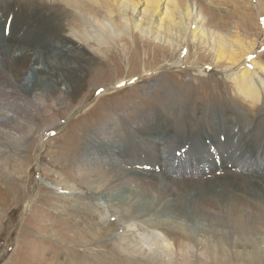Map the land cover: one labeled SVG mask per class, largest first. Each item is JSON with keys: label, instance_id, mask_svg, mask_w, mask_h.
I'll use <instances>...</instances> for the list:
<instances>
[{"label": "rangeland", "instance_id": "rangeland-1", "mask_svg": "<svg viewBox=\"0 0 264 264\" xmlns=\"http://www.w3.org/2000/svg\"><path fill=\"white\" fill-rule=\"evenodd\" d=\"M98 1L96 0V4L100 3L103 10L101 15L84 16L78 11L76 14L81 19L95 17L100 23L106 24L103 19L104 14H107L108 0ZM175 2L179 5L175 7L178 14L189 5L191 14L197 16L199 25L202 24L204 30H208V40L204 39L206 35L202 42L200 39L198 42L191 39L194 25L190 26L189 31H172L166 36L154 31L156 35L151 37L149 33L139 32L135 25H128L124 21L122 25L123 22L120 21L121 25L112 26V32L107 38L102 34L99 42L81 48L80 57L87 66L83 68L82 74L77 75L78 80L70 86L69 94L54 93L50 97L52 89L46 84L45 93L48 94L39 95L36 92L29 97L17 96L14 99L0 95V107L7 108L9 116L15 114L8 122L0 119V264H68L64 260L86 261V264H264V220L262 228L248 230L246 235L231 238L225 233L228 232L226 229L209 227L205 221L195 220L189 224L183 218L168 215L165 211L138 218L133 215L135 212L131 208L124 205L122 199L118 208L109 205L110 210L105 209L103 204L101 206V203L97 207V202L88 199L93 197L95 185H107L106 179L101 175L94 176L93 171L107 173L106 167L136 169L138 164L132 166L133 163L127 161V154L130 155L129 152H133L134 147L142 151L139 159L143 160L138 163L143 167H150L154 162L150 158L153 155L157 157L160 153L159 145H154L156 152H152L150 147L153 144L145 143L141 148L139 143L147 137L160 136L159 132L143 127L142 131L128 139L121 135L124 122L130 123L126 127L131 130L142 117L145 121H151V118L158 116L159 109L164 108L163 111L170 110L173 114L168 128L175 140L174 128L179 124L183 125L181 129L188 127L182 136L184 138L177 140L175 147L201 131L208 140L202 147L208 149L211 146L214 148L215 143L220 140L215 132L209 135L214 128V123L209 119L210 112L217 113L216 117L225 123L223 129L227 128L225 133L220 134L224 141L217 144L218 150L215 149L219 165L226 158L229 141L240 136L238 132L243 130L250 134L257 127L264 128V84H261L264 75L254 73L256 79L251 84L257 83L258 93H261L258 94L259 97L255 96V91L252 93L254 96L251 103L257 104L250 108L236 91L231 61L227 56L222 59L215 56L217 34L233 42L237 40L239 32L247 30V42L257 39L250 52L253 58L249 56L245 60V55L243 60L239 58L244 54L243 51H238L237 58L246 62V65L253 60V64L264 66V0ZM10 6L12 8L14 5ZM41 12L48 14L55 25H60L61 19L66 35L72 29L75 32L84 30V25H75L73 28L67 26L72 24L63 16L70 11L60 3L49 9L45 7ZM181 16L183 19V15ZM133 17L137 23L140 14ZM111 18L113 22H119L115 13ZM178 21L177 17L176 23ZM180 24L182 25L181 22ZM20 27L21 25H15L16 30ZM40 28L44 29L46 26ZM13 30L14 27H11L10 31ZM68 39L71 40L70 37ZM36 40L42 39L36 37ZM38 48L49 50V53H54L55 50L44 41L38 43ZM223 48L228 49L227 45ZM51 55L46 60L48 70L54 68ZM53 55L58 59L56 53ZM62 62L64 61L60 58V63ZM253 64L250 65L251 68ZM234 72L237 71L234 69ZM41 82L45 83V80ZM6 89L4 87L5 91ZM160 116L161 114L158 117ZM197 119L205 124L197 125ZM103 121L111 125L102 127ZM145 121H140L139 124H144ZM109 127L110 133L107 134L105 130ZM201 127L203 128L199 130ZM101 128L103 134H98L97 131ZM197 130L199 131L195 133ZM227 130L232 132L230 137ZM92 134L96 136L91 138ZM259 137L264 139V132ZM249 138L250 136L248 141ZM167 142L163 148L167 146ZM126 143L128 147L124 153ZM116 144H119V150L113 151L111 147ZM90 145L94 146V156L88 154L87 148ZM84 156H90V160L86 161ZM131 158L134 160L135 156ZM184 163L188 164L191 174L187 172L182 178L175 177L178 178V183L188 181L195 173H199L198 178H202L204 173L208 175L218 170L214 162L185 154L178 157L176 170ZM95 208L98 209L94 210ZM101 211H105L104 220L98 215ZM167 217L177 221L179 227L193 237L189 242H184L188 243L186 247L181 248L186 257L178 256L168 261L159 255H152L150 246L143 237L145 234H139L145 231H135L148 229V222L158 224ZM132 218L138 220L134 227L135 220L128 221ZM127 223L131 229L128 234H131L128 237H118ZM117 226L120 227L118 231ZM202 235H210L211 244L215 235L223 237V241L251 239L249 246L252 245V250L246 254L240 249L232 248L225 241L227 244L223 246V250L209 257L198 245ZM255 242L259 244L258 248ZM150 255L156 256V261Z\"/></svg>", "mask_w": 264, "mask_h": 264}, {"label": "bare ground", "instance_id": "bare-ground-1", "mask_svg": "<svg viewBox=\"0 0 264 264\" xmlns=\"http://www.w3.org/2000/svg\"><path fill=\"white\" fill-rule=\"evenodd\" d=\"M57 3H60V5L70 11L63 16L69 24H72L67 26L73 28L75 25H84L83 32H75L72 29L71 31L73 32L70 31V34L66 35L61 19L60 25H55L48 14L41 12L45 7L49 9ZM96 3V0H0V34L3 33L8 17H11L10 30L11 27H14V30L10 31L9 36H5L3 33L2 37H0V95L14 99L17 96L29 97L36 92H39V95H42V93L48 94L45 93L46 84L50 85L52 89L49 92L50 97H53L54 93H58L59 95L69 94L71 92L69 91L70 86L78 80L77 75L82 74L83 68L87 66V63L80 57L81 48L84 46L90 47V45L99 42V39H102V34L107 38L112 32V26L121 25L123 21L128 23V25H135L134 27L140 30L139 32L151 34V37L155 32L165 35L177 30L189 31L190 26L194 25L190 34L191 39L197 42L199 39L201 42L204 39L208 40V30H204L202 24L199 25L197 16L191 14L189 5L184 7V10H181V13L178 14L175 11V7L179 5H177L178 2L176 3L175 0H108L107 14H104L103 19V21H106V24L100 23L95 17L91 19L82 17L83 19H81L76 14L78 11L84 16L101 15L103 10L100 3L98 5ZM10 4H13L14 8H11ZM194 5H196L195 2ZM114 13L119 18V22L117 23L113 22L114 20L111 18ZM137 14H140V18L136 23L133 15ZM181 15H183L184 20ZM177 17L182 25L179 21L176 23ZM15 25H21V27L16 30ZM40 26H46V28L41 29ZM235 31L234 29V34H236ZM205 35L206 37L204 38ZM36 37L42 40L35 41ZM247 38V30L239 32L237 40L233 42L217 34L215 56L217 59L227 56L231 61V65L233 66L232 74L235 76L237 84L236 91L243 98L245 104L252 108L257 104L256 102L251 103L254 96H252V93L255 91V96L259 97L258 94L261 91L258 93L257 83L251 84V81L256 79L254 76L256 72L257 74L264 75V66L253 64V60H250L249 65H246V62L242 61L244 55L245 60L249 56L251 59L253 58L250 52H252L257 43V39L247 42ZM42 41L48 44L49 47L55 48L54 53H49V50L39 49L38 43ZM224 45H227L228 49H224ZM238 51H243L244 53L239 56L242 60L237 58ZM55 53L58 59L53 55ZM49 54H52L50 59L54 62V68L50 70L46 68V60ZM60 58L64 62L60 63ZM252 64L253 68L250 67ZM234 69L237 72H234ZM43 79L45 83L41 82ZM261 84H264V81ZM4 87H7L8 90L6 89L5 91ZM6 109L3 106L0 107V113L4 114L0 115V119L1 121L8 122L10 118L15 117V114L12 113L9 116L8 113L10 111L6 112ZM163 110L164 108H160V113L157 115L161 114V116L151 118V121H145V118L142 117L131 130H128L126 127L130 123L124 122L123 124L124 131L121 135L128 139L133 134L142 131L143 127L149 131L160 133L158 137H147L139 141L141 148L144 147L145 143L153 144L150 147L152 152H156L154 145L161 147L159 155L157 157L153 155L150 158L154 160L150 166L151 170L145 172L139 169V166L143 167L142 164L138 163L139 161L142 163L143 158L139 159V156L142 157V151L134 147L133 152L129 153L132 157L135 156V158L132 160L131 156L127 154V161L133 163L132 166L138 164L137 168L132 167L131 169L133 170H125L106 167L105 171L107 173L93 171L94 176L101 175L104 177L107 185L102 186L101 183L95 185L92 193L93 197L88 199L97 202V207L101 203V206L104 205L107 210H110L109 205L118 208L122 199L125 202L124 205L131 208L135 212L133 215L138 218H142L143 216L148 217L151 214L165 211L168 215L183 218L189 224L194 223L195 220L205 221L209 227L215 226L226 229L228 232L225 233L229 234L230 237H240V234L246 235L248 230L262 228L261 223L264 220V139L259 136L263 134L264 128L257 127L250 134L243 130L242 132H238L240 136H235L228 143L227 155L224 160L222 159V165H215L218 170L208 175L204 173L202 178H198L199 173H195V176L188 181L178 183L176 180L189 172V166L185 163L181 167H177L176 170L178 157L175 156V153L180 152L181 149L187 147L183 153L185 155H191L194 158L199 156V159L214 162L215 164L216 162L210 160L212 155L208 152L209 148L202 147L208 140L201 131L196 135H191L188 139H184L182 143L175 147L176 141L184 138L182 136L186 133L188 127L184 126L181 129L183 125H177L174 128V134L177 139L175 140L168 128L170 126V116L173 114L170 110ZM211 112L209 119L211 123H214V128L209 135L215 132L221 136L222 133H225V129H227H223L222 127L225 123L216 117L217 113ZM140 121H145V123L139 124ZM195 123L199 126L205 124L201 119H197ZM101 125L102 127H108L111 123L103 121ZM109 129L110 127L105 130L107 134L110 133ZM227 131L230 137L232 132L230 130ZM97 133L103 134V129L101 128ZM95 136V134H92L91 138ZM166 141H168L167 146L163 148ZM203 141L204 144L202 143ZM219 142H216L214 145L216 150H218L217 144ZM128 143L123 147L124 153H126L125 148L128 147ZM111 148L113 151H118L119 144ZM87 151L91 156L96 155L94 146L92 145L87 148ZM88 157H85L86 161L90 160ZM81 160H83L82 155ZM156 168L159 170L158 172H156ZM97 209L95 208L94 210ZM98 215L103 219L105 211L99 212ZM171 219L167 217L163 222H159L158 224H149L148 222V229L145 230L134 228L138 233L145 231V233L139 234H145V236H142L150 246L152 255H159L162 259H167L168 261H172L178 256L180 258L186 257L181 248L188 244L184 242H189L193 238L181 226L179 227L177 221L174 222ZM131 220L136 221H133V227L137 225L138 220L136 218L129 219L128 221ZM124 225L118 237H128L131 234H128L131 231L130 225L128 223ZM102 229L105 230L104 228ZM202 231L206 232L205 230ZM201 238L203 240H198V245L209 257L223 250V246L227 244L225 241L232 248L240 249L239 251L246 254H249L250 250H252V245L249 246L252 243L250 242L251 239L248 241H235L231 239L223 241V237L215 235L213 237V244H211L210 238L212 237L210 235H207V237L202 235ZM129 239L131 240L130 237ZM255 243L258 248L259 244ZM137 254L140 253L138 252ZM151 257L156 261V256ZM76 261L69 262L68 260H64V263L86 264V261Z\"/></svg>", "mask_w": 264, "mask_h": 264}, {"label": "clouds", "instance_id": "clouds-1", "mask_svg": "<svg viewBox=\"0 0 264 264\" xmlns=\"http://www.w3.org/2000/svg\"><path fill=\"white\" fill-rule=\"evenodd\" d=\"M261 26V25H260Z\"/></svg>", "mask_w": 264, "mask_h": 264}]
</instances>
